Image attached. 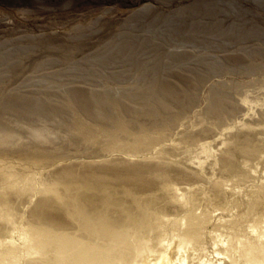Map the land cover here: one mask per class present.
I'll return each instance as SVG.
<instances>
[{
  "label": "rangeland",
  "instance_id": "374dc122",
  "mask_svg": "<svg viewBox=\"0 0 264 264\" xmlns=\"http://www.w3.org/2000/svg\"><path fill=\"white\" fill-rule=\"evenodd\" d=\"M263 186L264 0H0V264L87 262L61 199L129 247L86 264H264Z\"/></svg>",
  "mask_w": 264,
  "mask_h": 264
},
{
  "label": "bare ground",
  "instance_id": "6f19581e",
  "mask_svg": "<svg viewBox=\"0 0 264 264\" xmlns=\"http://www.w3.org/2000/svg\"><path fill=\"white\" fill-rule=\"evenodd\" d=\"M103 168H106V167H103ZM102 170H105V169H102ZM109 170H110V168H109ZM113 171H116L117 173L114 174L113 172H110L109 178H112L113 180H116V181L121 180L123 175L127 172V171L120 172L117 170H113ZM71 172H72L71 169H68L66 166H63L60 169L59 173H62L64 175V177H71ZM62 174H61V176H62ZM103 174H100L94 170H91V173H89L86 177L98 179V178H101ZM109 185H111V184H109ZM121 188H122V186H121ZM59 189H61V188H59ZM91 189H92V187H91ZM110 193H111V191H110ZM108 196H109V194H108ZM86 197H87V195H86ZM94 199H96V198L94 197ZM107 201H108V199H107ZM96 203H97V201H96ZM118 203H120V202H118ZM46 206H47V202L45 200L39 201L31 211L32 219L36 220V222L38 224H42L43 227H45L46 229H47V227H49L52 230L58 231L59 233L68 237L67 242H70L72 244L73 250L76 251V253L78 254L80 259L86 258L87 262L92 260L93 263H98V262H102V261L110 263L113 261L114 257H116V255L118 253V249H119V251L120 250L124 251V250H127L129 248L127 245L118 246V248H116V245L110 242L111 238H112L111 235H108L109 236L108 240L98 241L97 243L99 245H95L94 243L90 242V240L94 237L95 229H97V228L100 229V226H102V224L104 222H105L104 227L106 229L107 228H114L115 224L117 223L116 215H114V214H111L110 216H109V214L107 216L103 215L102 212L100 211L99 207L94 206L92 201H85L84 203H82V205L80 207L76 208L75 205H73L71 201L66 200V199H63V200L61 199L59 204L55 206V210L61 216L59 219H56V218L52 217L51 215H49L45 212L43 213L44 208ZM78 208L80 210H77ZM65 216H70L73 219L72 220L73 223L68 224L67 220L65 219L67 217H65ZM195 217H196V215H193L191 225L188 227V229H186V234L188 235V237H194L195 236L196 231H195V229H193V227H194L193 225H195V223H194ZM76 227L79 228L78 230L85 229V230H87V232H81V234H75L74 230ZM68 249L69 248L66 249L64 246L61 247V250L63 252H65L66 254H68L67 252H69ZM66 250H68V251H66ZM125 253H127V251H125ZM82 261L83 260H81V262H79V263L80 264H86L87 263V262L83 263ZM31 263L36 264V262H31Z\"/></svg>",
  "mask_w": 264,
  "mask_h": 264
}]
</instances>
